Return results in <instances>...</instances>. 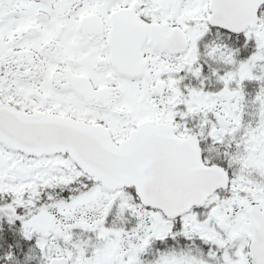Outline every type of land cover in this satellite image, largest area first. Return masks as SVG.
Listing matches in <instances>:
<instances>
[{
	"label": "snow or ice",
	"instance_id": "obj_1",
	"mask_svg": "<svg viewBox=\"0 0 264 264\" xmlns=\"http://www.w3.org/2000/svg\"><path fill=\"white\" fill-rule=\"evenodd\" d=\"M0 264H264V0H0Z\"/></svg>",
	"mask_w": 264,
	"mask_h": 264
}]
</instances>
